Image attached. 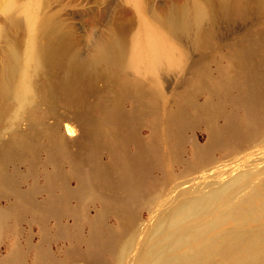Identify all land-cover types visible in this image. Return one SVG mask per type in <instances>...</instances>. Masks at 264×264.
Returning a JSON list of instances; mask_svg holds the SVG:
<instances>
[{
    "label": "rangeland",
    "instance_id": "rangeland-1",
    "mask_svg": "<svg viewBox=\"0 0 264 264\" xmlns=\"http://www.w3.org/2000/svg\"><path fill=\"white\" fill-rule=\"evenodd\" d=\"M126 5L47 2L66 40L60 56L34 77L39 89L24 108L12 90L0 100V264H154L178 210L245 170L221 208L264 179V14L210 27L198 42L182 38L186 61L158 91L149 77L125 82L83 67L110 30L135 32ZM16 13L0 65L25 45ZM62 120L81 131L77 141L56 138Z\"/></svg>",
    "mask_w": 264,
    "mask_h": 264
},
{
    "label": "bare ground",
    "instance_id": "bare-ground-1",
    "mask_svg": "<svg viewBox=\"0 0 264 264\" xmlns=\"http://www.w3.org/2000/svg\"><path fill=\"white\" fill-rule=\"evenodd\" d=\"M47 2L42 0L37 6H32L24 0H0V12L3 14L0 18V40L10 41L12 33L20 27L16 8L26 30L23 50L12 47L3 55L0 65V100L12 90L20 109L38 92V82L34 77L60 56L66 42L59 33L53 12L46 10ZM123 2L137 16V29L131 35L126 27L110 30L103 39L95 42L82 62L83 67L94 69L101 66L113 74L112 77L125 82L134 83L132 77L135 76L149 77L158 91L161 90V78L180 70L186 61L187 45L182 38L198 42L210 27L246 20L253 13L264 14V0ZM5 74L14 80L13 88L5 83ZM64 120L55 129L56 138L62 144L77 141L81 131ZM245 173L246 170L237 176L232 175L219 191L213 189L214 193L211 191V195L204 198L206 202L188 210H178L158 237L154 264H264V179L237 202L220 207L230 191L251 175L246 173V176ZM167 245L170 251L166 250Z\"/></svg>",
    "mask_w": 264,
    "mask_h": 264
}]
</instances>
